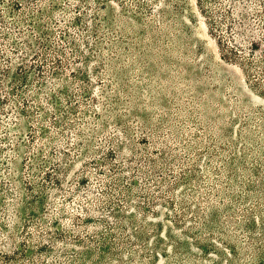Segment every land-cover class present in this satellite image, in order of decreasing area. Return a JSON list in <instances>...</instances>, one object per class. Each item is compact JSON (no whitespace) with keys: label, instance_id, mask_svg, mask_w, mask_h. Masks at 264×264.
<instances>
[{"label":"rangeland","instance_id":"1","mask_svg":"<svg viewBox=\"0 0 264 264\" xmlns=\"http://www.w3.org/2000/svg\"><path fill=\"white\" fill-rule=\"evenodd\" d=\"M0 264H264V0H0Z\"/></svg>","mask_w":264,"mask_h":264}]
</instances>
